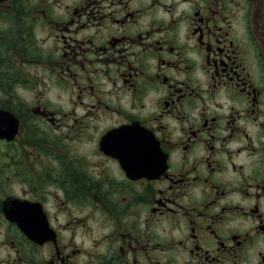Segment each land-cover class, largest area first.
I'll return each mask as SVG.
<instances>
[{
  "label": "flooded vegetation",
  "instance_id": "obj_1",
  "mask_svg": "<svg viewBox=\"0 0 264 264\" xmlns=\"http://www.w3.org/2000/svg\"><path fill=\"white\" fill-rule=\"evenodd\" d=\"M0 108V264H264V0H0Z\"/></svg>",
  "mask_w": 264,
  "mask_h": 264
},
{
  "label": "water",
  "instance_id": "obj_2",
  "mask_svg": "<svg viewBox=\"0 0 264 264\" xmlns=\"http://www.w3.org/2000/svg\"><path fill=\"white\" fill-rule=\"evenodd\" d=\"M17 129V122L14 115L0 108V138L8 135H14ZM30 236L35 237L32 230H28Z\"/></svg>",
  "mask_w": 264,
  "mask_h": 264
},
{
  "label": "rangeland",
  "instance_id": "obj_3",
  "mask_svg": "<svg viewBox=\"0 0 264 264\" xmlns=\"http://www.w3.org/2000/svg\"><path fill=\"white\" fill-rule=\"evenodd\" d=\"M36 29L38 30V35H44L45 36V32L42 31V27L41 26H37ZM48 97L54 101V102H59L60 104L62 105H66V101L63 100L62 103L58 100L57 98V95L55 93V91L51 90L49 93H48ZM80 144H78L77 146H79ZM90 148V144H89V147L87 146H83V147H80L81 151H87L88 149Z\"/></svg>",
  "mask_w": 264,
  "mask_h": 264
}]
</instances>
